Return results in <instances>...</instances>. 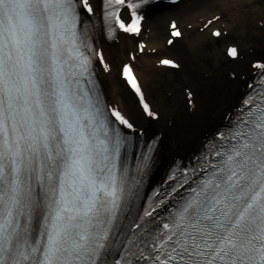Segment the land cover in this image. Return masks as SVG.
<instances>
[{
	"label": "snow or ice",
	"instance_id": "snow-or-ice-1",
	"mask_svg": "<svg viewBox=\"0 0 264 264\" xmlns=\"http://www.w3.org/2000/svg\"><path fill=\"white\" fill-rule=\"evenodd\" d=\"M161 0H0V264H264V60L227 123L194 160L145 191L161 137L131 61L119 78L137 99L139 121L112 105L102 41L143 35ZM166 45L199 33L228 34L217 0H168ZM249 5H228L246 12ZM184 19L181 27L180 20ZM203 43L193 41V51ZM158 54L157 49H152ZM243 59L226 47V63ZM159 66L180 71L181 59ZM188 103L194 94L187 92ZM139 146V151L136 149ZM135 165L130 166L129 158Z\"/></svg>",
	"mask_w": 264,
	"mask_h": 264
},
{
	"label": "bare ground",
	"instance_id": "bare-ground-1",
	"mask_svg": "<svg viewBox=\"0 0 264 264\" xmlns=\"http://www.w3.org/2000/svg\"><path fill=\"white\" fill-rule=\"evenodd\" d=\"M217 3L225 6L230 20L228 28L230 36L226 40L233 38L243 56V59L236 64L225 63L215 45L209 41L211 39L199 33H193L191 36L186 33L185 40L178 43L175 48L166 47L165 20L171 18L173 13L178 14L180 9L154 11L151 18L145 22L149 32L143 33L142 37L146 38L147 50L155 48L158 56H173L184 63V68L181 70L184 71L183 76L179 77L171 88L170 77L164 76L154 67L152 62L154 56L142 54L135 60L137 75L149 102L161 113V123L152 125L150 122L139 121L140 115L135 100H131V95H128L123 83L118 77L113 79L111 77L109 83L108 76H102L109 99L117 103L125 112L132 113L143 128H146V136L161 133L160 151L156 154V162L153 166L157 175L170 158L193 150L199 141L222 123L224 114L230 111L233 102L240 99L244 82L240 79L230 80L227 77L229 70L234 68L238 73L249 77L250 70L246 66V61L251 58H264V30L258 27L259 21L264 22V0H217ZM237 4H247L249 7L243 13L239 10L228 11V5ZM184 22V19L180 20L181 27L184 26ZM193 41L202 42L203 47L205 44L214 46L210 52L203 47L194 52ZM134 44V39L122 36L117 46L104 45L105 55L109 61L116 59L126 61L127 57L122 58V53L125 50L135 49ZM200 50H204L202 51L204 62L202 63L198 56L197 62L200 64L195 65L191 57L193 54L198 55ZM199 65L201 69L197 70L195 67ZM183 84L189 86L194 93L196 107L192 112L188 110L182 95L179 96L176 90L178 85ZM170 89L173 99H169L164 93ZM169 122L172 126L168 125ZM154 178L155 176L152 179Z\"/></svg>",
	"mask_w": 264,
	"mask_h": 264
},
{
	"label": "rangeland",
	"instance_id": "rangeland-1",
	"mask_svg": "<svg viewBox=\"0 0 264 264\" xmlns=\"http://www.w3.org/2000/svg\"><path fill=\"white\" fill-rule=\"evenodd\" d=\"M231 40L233 41V38H231ZM228 41V40H227ZM224 43L225 42H215V46H216V48L219 50V51H221V48L224 46ZM212 47V45L211 44H205V46L203 47V49H205V50H208L209 51V49ZM202 51H204V50H200V53L198 54V55H195V54H193L192 55V57H191V61H192V63H194L195 65L198 63L197 61H198V56H200V61L203 63L204 61H203V57H202ZM221 53V58L223 59V55H222V52H220ZM124 55H125V52H124ZM198 57V58H197ZM114 63H116L115 65H116V68L118 67V64H119V62H114ZM198 64H200V63H198ZM197 64V65H198ZM197 70H199V69H201V66L199 65V66H196L195 67ZM175 74V73H174ZM183 74H184V72L182 71V72H180L179 74H177V75H173V77H171L172 79H173V81H174V83H176V81H177V78L178 77H182L183 76ZM175 76V77H174ZM176 90H177V93H178V95L180 96V93H181V86L180 85H178L177 87H176ZM170 99H173V98H170Z\"/></svg>",
	"mask_w": 264,
	"mask_h": 264
}]
</instances>
